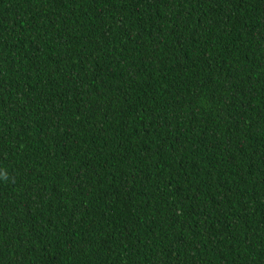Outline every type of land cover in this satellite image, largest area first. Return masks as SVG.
I'll list each match as a JSON object with an SVG mask.
<instances>
[{
  "label": "trees",
  "instance_id": "16d2710c",
  "mask_svg": "<svg viewBox=\"0 0 264 264\" xmlns=\"http://www.w3.org/2000/svg\"><path fill=\"white\" fill-rule=\"evenodd\" d=\"M0 264H264V0H0Z\"/></svg>",
  "mask_w": 264,
  "mask_h": 264
},
{
  "label": "clouds",
  "instance_id": "9594fccd",
  "mask_svg": "<svg viewBox=\"0 0 264 264\" xmlns=\"http://www.w3.org/2000/svg\"><path fill=\"white\" fill-rule=\"evenodd\" d=\"M0 176H3L4 178H6V173H0Z\"/></svg>",
  "mask_w": 264,
  "mask_h": 264
}]
</instances>
